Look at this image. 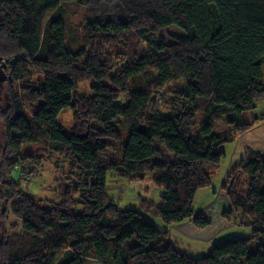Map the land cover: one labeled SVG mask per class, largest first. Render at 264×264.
Listing matches in <instances>:
<instances>
[{
	"label": "trees",
	"instance_id": "16d2710c",
	"mask_svg": "<svg viewBox=\"0 0 264 264\" xmlns=\"http://www.w3.org/2000/svg\"><path fill=\"white\" fill-rule=\"evenodd\" d=\"M71 8L84 12L73 51L64 22ZM1 60L9 77L0 96V264H264V156L250 148L222 186L232 206L224 219L251 228L250 238L194 258L157 243L168 232L144 216L211 227L194 210L197 192L212 186L207 168L264 120L245 118L264 102V0H0ZM86 83L91 95L78 94ZM36 102L33 114L23 112ZM66 109L70 135L57 124ZM222 122L231 129L219 130ZM119 124L130 128L127 141L103 166ZM41 141L43 159L22 153ZM54 156L69 170L55 180L60 201L23 186ZM109 176L128 184L150 176L159 201L140 196L139 209H122ZM251 240L258 247L248 253Z\"/></svg>",
	"mask_w": 264,
	"mask_h": 264
},
{
	"label": "rangeland",
	"instance_id": "374dc122",
	"mask_svg": "<svg viewBox=\"0 0 264 264\" xmlns=\"http://www.w3.org/2000/svg\"><path fill=\"white\" fill-rule=\"evenodd\" d=\"M84 12L79 11L77 13L74 12L73 8L68 10L67 16L64 18L66 33H67V41L66 47L69 50H76L79 46L78 40V32L81 26V23L84 18ZM168 32L175 36H184V32L179 28L172 26L168 28ZM0 63H5V61L1 60ZM1 67V66H0ZM5 74L7 75V69H3ZM262 81L264 82V74ZM183 83L186 85V81L174 82L170 84L167 89V95L176 89H183L185 87H181ZM78 94L80 95H91L90 85L88 83L82 85ZM0 96L3 98L7 97V88L4 82L3 89L1 90ZM43 102H36L33 105L28 103H24L23 112H26L27 115L33 114L36 110H38L42 106ZM264 113V102L259 104L258 107L250 112H247L245 118L247 120L254 119V116H262ZM201 114L197 115V122L200 121ZM263 118V117H262ZM261 122H264L262 119ZM73 111L71 109H66L62 111L57 117V124L62 129V131L66 135H70L73 127ZM119 128L121 131V139L118 143H115L111 140H106L109 144H111L110 149L105 151V153L101 154V161L103 166H108L114 164L118 161L119 154L123 150V147L127 141L128 134L130 132V128L126 127L124 124H119ZM219 130L227 131L230 130V126L227 123L222 122L218 126ZM1 130V128H0ZM252 131V130H251ZM248 131L242 135L236 137V140L244 137L249 132ZM2 140L0 139V144L2 145ZM232 143L224 144L223 148L226 151V154L230 151V146ZM155 147L159 149L163 153V159L168 160L169 156L166 154L165 150L160 147V145L155 142ZM29 151L36 156L38 159H43L46 156V141H41L34 146H25L22 149V153L27 154ZM166 157V158H165ZM158 160V159H157ZM230 157H225L219 166H209L207 169L212 174V186L211 188H203L197 192L195 202H194V210L196 213L204 210L208 212V218L211 220L212 226L207 228V232L205 235V241H191L189 236L184 234L179 228L178 225H168L162 222L159 218L154 217L151 214L145 213V218L154 224L160 231L168 232L165 238L158 239L157 243H162L163 241L172 243L178 250L181 252L194 257L199 258L203 256H207L213 247L216 245L233 239H243L250 238L252 235V230L246 226L234 225L230 222H225L223 218V213L225 211H229L232 209L231 202L226 195L221 196L220 194H224L222 192V176L225 173L226 167L229 165ZM67 161L59 156H54L52 161L44 162L42 167L39 169L37 175H31L27 177L26 182L23 186H26L30 192H32L36 197L47 198L55 201H60L61 196L57 189L56 179L59 178L63 173H68ZM151 176V174H149ZM226 182V181H225ZM135 183V184H134ZM128 184L124 180L111 178L109 176L108 185L111 186L112 190L116 188L117 194L111 192L109 194L113 195L116 199V202L122 209H139V204L136 196H141L144 199L152 197L154 190V185L152 184L151 177L145 179V182H134ZM109 189V187H108ZM121 191V193H120ZM114 193V194H113ZM138 194V195H137ZM219 195V197H218ZM133 196V197H132ZM221 196V197H220ZM218 197V198H217ZM217 198V201H216ZM216 201V202H215ZM215 203V204H214ZM214 209V210H213ZM1 210V209H0ZM205 215L204 213H202ZM206 216V215H205ZM237 219L233 218V222ZM10 221H14L13 218ZM153 225V226H154ZM205 230V231H206ZM112 243V242H111ZM156 244V242H155ZM167 244V243H166ZM155 246V245H154ZM258 247V242L256 240H251L248 244V253H253Z\"/></svg>",
	"mask_w": 264,
	"mask_h": 264
},
{
	"label": "crops",
	"instance_id": "0c3cea01",
	"mask_svg": "<svg viewBox=\"0 0 264 264\" xmlns=\"http://www.w3.org/2000/svg\"><path fill=\"white\" fill-rule=\"evenodd\" d=\"M229 146H230L229 155H228V153L226 154V151L224 149L225 154H226L225 157L227 158V156H229L230 157V162H229V165L226 167L225 173L222 176V182H221L222 183V186L225 183L228 174L234 169V167L237 166L242 160H244L247 157L246 148H250V149H252V150H254L256 152H259L261 155L264 156V122H261V121L258 122L255 125V127L252 129L251 132H249L244 137L240 138V141H239V138H238L237 140H235ZM148 177H150V176H148ZM212 179H213V177H212ZM151 180H152V178H151ZM144 182H145V180H144ZM110 191L111 192H114L115 194H117L116 188L112 190L111 186H109L108 193H110ZM222 192L224 194H220V195L221 196L225 195V192H224L223 189H222ZM120 193H121V191H120ZM160 194H161V191L158 190L154 186L153 194L151 195L152 197H149L147 199L145 198V199L148 200V201L158 202L159 201ZM138 197H140V196L138 195V196L133 197V198H136L137 201H138ZM218 197H219V195H218ZM217 198H216V201H217ZM200 213H204L207 217L209 216L208 215V212H205L204 210H202ZM222 219L225 222H227L224 219V217ZM178 226H180L179 229L184 234H186L187 236L190 235L188 238H190L191 241H198V242H201L202 241L203 242V241L206 240L205 235H206L207 230L206 229L202 230V229L196 228L194 226L193 222H185V223L179 224Z\"/></svg>",
	"mask_w": 264,
	"mask_h": 264
},
{
	"label": "water",
	"instance_id": "95a60500",
	"mask_svg": "<svg viewBox=\"0 0 264 264\" xmlns=\"http://www.w3.org/2000/svg\"><path fill=\"white\" fill-rule=\"evenodd\" d=\"M4 67H0V93H1V90L3 89V86H4V82L8 79V75L5 74L4 72ZM1 144H0V148H1Z\"/></svg>",
	"mask_w": 264,
	"mask_h": 264
},
{
	"label": "bare ground",
	"instance_id": "6f19581e",
	"mask_svg": "<svg viewBox=\"0 0 264 264\" xmlns=\"http://www.w3.org/2000/svg\"><path fill=\"white\" fill-rule=\"evenodd\" d=\"M2 147V146H1ZM1 151H2V148H0V154H1ZM0 226H1V224H0Z\"/></svg>",
	"mask_w": 264,
	"mask_h": 264
}]
</instances>
